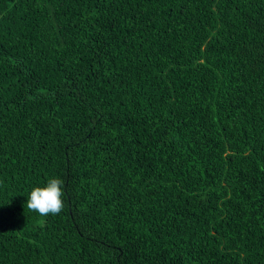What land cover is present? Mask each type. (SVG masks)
<instances>
[{"label":"trees","instance_id":"16d2710c","mask_svg":"<svg viewBox=\"0 0 264 264\" xmlns=\"http://www.w3.org/2000/svg\"><path fill=\"white\" fill-rule=\"evenodd\" d=\"M0 264H264V0H0Z\"/></svg>","mask_w":264,"mask_h":264},{"label":"clouds","instance_id":"9594fccd","mask_svg":"<svg viewBox=\"0 0 264 264\" xmlns=\"http://www.w3.org/2000/svg\"><path fill=\"white\" fill-rule=\"evenodd\" d=\"M65 181L59 177L48 180L46 186L35 187L28 195L27 209L41 216L58 215L65 207Z\"/></svg>","mask_w":264,"mask_h":264}]
</instances>
